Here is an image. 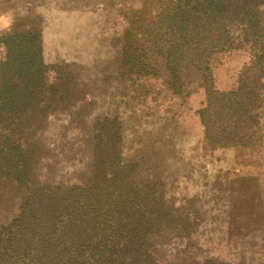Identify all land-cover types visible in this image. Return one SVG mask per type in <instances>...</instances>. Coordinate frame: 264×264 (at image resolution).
Returning <instances> with one entry per match:
<instances>
[{
	"label": "rangeland",
	"instance_id": "rangeland-1",
	"mask_svg": "<svg viewBox=\"0 0 264 264\" xmlns=\"http://www.w3.org/2000/svg\"><path fill=\"white\" fill-rule=\"evenodd\" d=\"M211 1L60 0L47 58L37 57L33 3L0 4V152L22 159L20 170L0 162L1 228L28 221L34 193L74 192L115 245L147 223L156 264H264V71L239 10L232 46L209 48L225 29L212 23L204 59L182 43L196 35L183 30L184 13L207 19ZM233 2L259 3L264 39V0ZM69 8L92 16L67 26ZM93 32L101 45H79Z\"/></svg>",
	"mask_w": 264,
	"mask_h": 264
},
{
	"label": "trees",
	"instance_id": "trees-1",
	"mask_svg": "<svg viewBox=\"0 0 264 264\" xmlns=\"http://www.w3.org/2000/svg\"><path fill=\"white\" fill-rule=\"evenodd\" d=\"M259 3L245 7L228 0L222 7L217 0H212L208 4L209 7H205L207 19L198 8L193 12H185L183 30L188 32L191 29L196 35L192 40L188 33H184L182 43L191 45L193 41L196 50H193L192 54L201 60L204 59L206 54L202 51L203 31L207 29L206 25L210 26L208 23H212L214 31L222 26L225 29L221 36L214 35L210 38L209 48L232 46L233 38L229 31L234 24L232 17L239 10L245 15L243 41L252 42L255 63L264 71V39L258 36L260 25L258 12H255ZM35 41L39 48L37 57H40L41 48L37 43V36ZM260 79L261 76H258L257 80ZM36 97L37 95L34 98ZM29 112L28 110L27 113ZM25 159L27 161L26 154ZM21 160L17 150L0 152V162H7L13 170H20ZM55 200L46 192L34 193L23 209L24 218L28 221L24 222L23 219L13 226L0 227V264H156L146 239L147 223L144 226L145 222L137 221V228L133 231L135 236L127 242L119 238L122 245H115L113 239H106L102 227L92 226L95 217L88 200H80L74 192L68 194L64 201ZM87 253L91 259H84V254Z\"/></svg>",
	"mask_w": 264,
	"mask_h": 264
},
{
	"label": "bare ground",
	"instance_id": "bare-ground-1",
	"mask_svg": "<svg viewBox=\"0 0 264 264\" xmlns=\"http://www.w3.org/2000/svg\"><path fill=\"white\" fill-rule=\"evenodd\" d=\"M6 1L7 0H0V4H3ZM8 1L12 4L18 3L22 7L29 6L33 3V7L30 8L29 10L34 13L39 14L41 18L40 29H39L40 32L37 38V43L43 51V56L47 58L48 56L47 54L50 55L49 46L54 41V37L49 33V32H52L51 31L52 26L48 20V16L53 14L51 10V6L54 5L55 2H59L60 0H8ZM89 16H92V15L90 13L83 12L80 8H69V16L65 17L66 24L68 26V24L72 25L78 22L81 23L83 22L84 18H87ZM89 21H90V18H89ZM101 43H103V39L100 36H98L95 32H93L89 36L79 41V45L81 46H84V45L99 46L101 45ZM81 56L85 60V62H86V59L92 58L90 54L83 53V52ZM81 56L79 54L77 55L78 58H80ZM96 72L97 71L95 69L89 66H86L85 74L88 78H90L91 82H93L97 78L95 77ZM102 104L104 106V103L101 101L99 102V105L98 104L93 105L90 110L98 109L102 106ZM77 121H78L77 119L72 118L70 119L69 123L75 124ZM49 122L51 125L55 124V120H51ZM32 128L34 129L36 127H32ZM34 141L37 142L36 140Z\"/></svg>",
	"mask_w": 264,
	"mask_h": 264
}]
</instances>
